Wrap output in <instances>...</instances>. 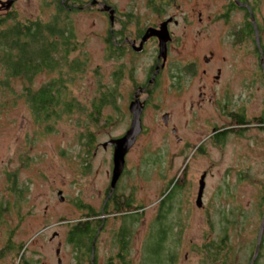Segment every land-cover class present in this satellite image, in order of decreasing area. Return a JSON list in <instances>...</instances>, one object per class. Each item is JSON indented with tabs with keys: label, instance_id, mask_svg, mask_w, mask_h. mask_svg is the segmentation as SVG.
<instances>
[{
	"label": "rangeland",
	"instance_id": "rangeland-1",
	"mask_svg": "<svg viewBox=\"0 0 264 264\" xmlns=\"http://www.w3.org/2000/svg\"><path fill=\"white\" fill-rule=\"evenodd\" d=\"M58 1L19 0L9 11L12 20L4 28L16 20H48L57 12ZM76 1L87 7L69 17L82 43L79 54L85 53L90 62L84 77L74 85L76 98L89 102L97 92L98 80L113 84V72L119 65L125 64L133 76L124 73L117 90V109L103 112L110 123L103 120L98 129H90L94 143L86 148L80 138L86 133L79 124L83 117L62 119L54 125L55 132L44 134L23 98L29 83L7 78L0 65V264H77L67 235L90 212H94L90 217L94 227L104 220L95 242L96 264H161L165 255L170 258L172 254L174 264H204L200 247L218 242L226 228L229 239L223 251H232L226 260L250 264L264 215V126L256 121L264 119V70L255 41L234 42L233 34L242 26L244 13L240 8L229 13L231 0H156L157 6L149 0H100L115 10L111 27L110 10L88 6L91 0ZM246 1L256 10L264 54V0ZM161 7L164 9L159 10ZM225 12L228 15L222 17ZM168 18L173 21L168 25L172 41L166 62H158V45L153 40H148L144 52L134 53V37ZM109 29L122 30L123 40L129 42L124 43L121 56L108 59L104 39ZM210 53L213 61L206 65ZM157 63L158 67L164 63V72L141 116L145 129L126 154L125 169L115 186L117 199H129L132 206L117 213L114 202L107 198L114 167L113 147L108 143L130 129L128 106L135 101L133 87H141ZM188 64L194 65L196 74L187 70ZM218 67L221 79L214 83L212 76ZM203 69L208 70L205 76ZM52 78L41 73L30 85L37 89ZM144 97L139 94L141 100ZM195 103L200 107H194L198 113L192 114L190 104ZM165 112L170 113L167 122L177 127V136L163 127ZM234 113H243L249 123L242 134L230 131L219 142L210 137L213 129L235 128ZM198 144L200 149L195 148ZM203 173L207 174L204 205L198 209L196 196ZM174 181L173 203L165 200L171 211L165 214L168 242L163 256L155 242L163 234L156 219L159 200ZM103 206L107 207L105 215ZM127 211L139 217L123 218ZM223 217L229 222L223 223ZM124 221H132V225L123 227L131 229V238L122 254L118 236ZM22 244L25 249L20 252ZM259 250L257 264H264V244Z\"/></svg>",
	"mask_w": 264,
	"mask_h": 264
},
{
	"label": "trees",
	"instance_id": "trees-1",
	"mask_svg": "<svg viewBox=\"0 0 264 264\" xmlns=\"http://www.w3.org/2000/svg\"><path fill=\"white\" fill-rule=\"evenodd\" d=\"M239 1L249 5L254 15L256 10L253 3H248L247 1L244 2V0ZM149 2L152 6H157L156 0H149ZM230 3L231 4L228 8V11H230L229 13L240 8L245 16L242 26L238 28L235 34H233L234 42L244 43L246 40L255 41L256 31L255 28H253L251 15H249L248 10L238 6L233 0H231ZM255 4H258V2L255 1ZM55 5L57 12L54 16L50 17V19L47 20L42 17L35 21H26L25 23H19L16 20V22L13 23L12 26H8L7 29L4 28V25H6L8 21L12 20L11 15L9 14L7 19L0 17V65H2L4 73H7V78H21L23 81L29 83V87H24L25 93L23 94V98L29 106L28 109L31 115L34 117L33 122L39 127V129H42L44 134L55 132L54 125L62 119L72 118L74 115L83 117V120L79 121V124L85 127L86 133H82L80 138H83L84 140V144L82 143L83 147L87 148L91 147L94 143L93 133L90 129H98L99 122L103 120L105 123H110L109 118L104 117V110L110 107L117 109V90L119 89V84L124 76V73L130 74L131 77L133 75L131 70L127 68L125 64L119 65L113 72V84H110V86L104 85L100 82V80H98L97 92L89 98V102L86 101L84 103L78 100L74 95V85L76 81L84 77V73H86L87 66L90 62L87 60V56H85L84 52V54H79L82 43L78 41L79 39L75 35V26L71 22L69 16L70 14L81 10L76 9V6H87L76 0H60L57 4L55 3ZM163 9L164 7L159 8V10ZM157 10L158 9H156L155 12H157ZM226 15H228L227 12H225L222 17H225ZM121 32L122 30L115 32L112 29H109L108 35L106 36V39H104L105 48H107L106 57L108 59L110 56L119 57L122 52H125L126 48L124 47L123 34ZM255 44L257 45L256 41ZM260 50L263 54L261 46ZM256 51L261 57L262 54L257 46ZM155 67L156 66L151 68V72L154 71ZM45 72L52 75L53 78L46 81L45 84L37 89L32 87L30 83L35 76ZM95 72L96 74H99L97 71ZM99 77L101 78L100 74ZM231 116L234 121L233 125L235 128L230 127L229 129L222 131H219L218 128H216L215 136H213V138L218 142L222 141L221 139L226 138L230 131L242 134L243 130L247 128L246 126L249 124L246 120H244L243 113H234ZM256 121L259 123V126H264L263 118L256 119ZM170 185L173 186L171 191L167 192V194H165L166 192L162 194L165 196H162L163 198L160 201L161 206L158 212L159 217L156 219L158 225L157 228L160 227L159 231L163 234L159 237V242H155L158 244L157 246L163 256L165 245L168 242V238L166 239L168 230L165 228V219H167L165 214H169V210H167L164 206V198L168 197L172 199L174 197L176 193V181L171 182ZM115 188L113 191L110 187L108 188L107 198L108 202H114L115 204L113 211L120 213L123 208L128 209L131 207L132 203L129 199L123 200L122 197L117 199L118 197L116 196ZM106 206L105 208H107ZM93 214L94 212H90V214L85 217V220L77 222L73 227H71L69 235H67V243L73 246L74 256L78 261L77 264H96L97 259L95 258L97 257H94L93 253L96 252L95 242L100 231V225L99 227H97L98 224L95 227L94 225H91L90 221L92 218L90 217ZM131 215L133 216V219H137L139 217L137 213H132V211L124 212L122 216H125L123 218L126 219L129 216L131 217ZM134 215H137L138 217L135 218ZM222 221L223 223L229 222V220L225 217L222 218ZM129 223L131 226L132 221L123 222L121 228L122 233L118 236V251H121L122 254L125 253L130 245L129 240L131 238V229L123 228ZM226 226L227 225H224V227ZM227 230V228L223 230L218 242L211 241L210 243L203 244V246L200 247V249L202 248V251L200 252L205 253L204 264L207 261L208 264H230V262L226 260L227 257L225 256L228 253L231 254L232 251H229V249L226 253L223 251L229 239L226 237ZM262 237L263 240L260 243L261 248L264 244V232ZM19 246V251H24L25 247H23V244ZM255 246L256 242L254 243V250ZM7 247H9L12 251L15 250V247H12L11 245H8ZM91 256L94 257V260H92ZM171 256L169 258L165 255V258L163 257V261L160 263L165 264V262L169 260L167 263L174 264ZM259 256L260 253L258 257ZM258 257L253 264H257Z\"/></svg>",
	"mask_w": 264,
	"mask_h": 264
},
{
	"label": "water",
	"instance_id": "water-1",
	"mask_svg": "<svg viewBox=\"0 0 264 264\" xmlns=\"http://www.w3.org/2000/svg\"><path fill=\"white\" fill-rule=\"evenodd\" d=\"M234 3H236L237 5H239L242 8H246L249 12V15H251V22L253 24V28H255V41L257 43V48L259 49L260 53L262 54L261 50H260V46H261V41H259V37H258V33L259 30L258 28H256V23H255V16L253 15L252 10L250 9L251 7L247 4L241 3L239 0H233ZM95 3H97L96 0H93L90 2V5H94ZM103 8H105L106 10H110V21L112 22L111 27L114 25V21H113V16H114V12L115 10L113 8H110L109 5H103ZM171 19H169L168 21L164 22L161 24L160 29L159 30H153V29H148L146 32V35L142 38V42H144L147 37L149 36H161L158 37V41H159V45H160V50H159V55L158 58L159 59H163L164 62H166L167 58H166V49H167V45L166 43L170 40V34L169 32H167V24L170 22ZM141 42V44H142ZM263 54L262 57L260 59V65L261 67H263ZM164 66V63H162V65L160 66L161 68ZM264 69V67H263ZM158 70V68H157ZM135 101L130 103L128 106V110L129 112L132 114L131 116V122H130V129L126 130L125 134L121 137H119L118 139H113V141L109 142L108 145H111L113 147V152L114 155L112 157V165L114 166L112 169V174H111V182L109 187L111 188V190L113 191L117 181H119L120 176L123 172V170L125 169V156L126 154L129 152L130 148L133 146V144L137 141V137L138 134L141 132L142 130V124H141V119L140 116L142 115V107L140 104V99L138 98V96H135ZM163 121L167 124V115L164 114L163 116ZM206 177V174L203 175L201 177V179H199V192L197 194V207H200L203 204V200H201L202 198V194L205 190V183H204V179ZM59 193V200L63 201V196L61 192ZM263 232H264V215L262 216L261 222H260V229H258V234H257V242H256V246H255V254L253 255L252 259L250 260V264H253V262L256 260V258L258 257L260 250V243L263 240ZM59 253V250H56V254ZM94 254V253H93ZM92 257V260H94V257Z\"/></svg>",
	"mask_w": 264,
	"mask_h": 264
},
{
	"label": "flooded vegetation",
	"instance_id": "flooded-vegetation-1",
	"mask_svg": "<svg viewBox=\"0 0 264 264\" xmlns=\"http://www.w3.org/2000/svg\"><path fill=\"white\" fill-rule=\"evenodd\" d=\"M17 1H19V0H0V13H2L3 14V16L1 17V18H7V16H9V11H11V9L14 7V5H15V3L17 2ZM91 1H93V0H91ZM90 1V2H91ZM97 1V0H96ZM159 1V0H158ZM162 3H163V1H162ZM88 5H90V3H88ZM99 5H101L102 7H103V5H108V4H106L105 2H103V1H97V3H95L94 5H91V7H94V6H99ZM85 6H87V5H85ZM239 6V5H238ZM69 8V7H68ZM76 9H85L86 7H83V6H76L75 7ZM72 9V8H71ZM103 9H105V8H103ZM103 9H101V11H103V12H105L106 14L108 13V11L106 12V11H104ZM109 16V15H108ZM169 19H171L170 20V22L167 24V32H169V30H168V25L170 24V23H172V21H173V19L172 18H168V19H166V20H164L162 23H164V22H166V21H168ZM175 21V20H174ZM176 23H177V21H175ZM162 23H160V25L158 26V27H149L148 26V28L143 32L144 34L143 35H141L140 37H134V39L132 40V46H133V52L135 53H138V54H141L142 52H144L145 50H146V44H147V42H148V40H153L154 42H156L157 43V45H158V50H157V54L159 55V50H160V45H159V41H158V37H160V36H149V37H147V39L144 41V42H142V38L146 35V32H147V30L148 29H153V30H159L160 29V26H161V24ZM169 34H170V40L166 43V45H167V49H169V46H168V43H170L171 41H172V34H171V32H169ZM124 41V43L126 42H129L128 40H123ZM138 42V43H137ZM141 42H142V44H141ZM136 43H137V45H136ZM167 49H166V54H167ZM158 55H157V58H158ZM210 56L211 57H206L205 58V61H204V63H206V65H210L211 64V62L213 61V59H212V53H210ZM262 57V56H261ZM162 59H159L158 58V62L160 63V61H161ZM259 61H260V59H259ZM159 63H157V65H155L156 67H155V69H154V71L152 72V74H150L149 75V77L147 76V77H145V79H144V83L142 84V86L140 87L139 85H137V88H135V86L133 87V90H134V94H133V99L135 98V96H138V98H139V94H141V95H144L145 97V99H140V104H141V107H142V115H143V113H144V110H145V108H146V105L148 104V103H150V93L153 91V89H154V87H157L158 85H157V83H158V81H159V78L163 75V70H162V68L161 67H158L159 66ZM157 68H158V70H157ZM190 68H193V71L190 69ZM190 70V72L192 73V72H194L195 74H196V70L194 69V65L193 64H188L187 65V70ZM217 69V73L216 74H214L213 76H212V80H213V82L215 83H220V79H221V74H222V69L221 68H216ZM193 73V74H194ZM206 74H208V70L207 69H203V75L205 76ZM137 89V90H136ZM200 96H202V94L200 95ZM135 100V99H134ZM134 102V101H133ZM200 104L199 103H195V106H194V104H190V109L192 110V114H197L198 113V109H194V107H197V108H199L200 106H199ZM196 110V111H195ZM165 114L167 115V117L169 116V112H165ZM141 115V116H142ZM141 116H140V119H141V124H142V118H141ZM196 118V117H195ZM197 119H199V117L197 118ZM259 119V118H258ZM245 120V119H244ZM246 122H247V120H246ZM248 123V122H247ZM163 127L166 129V131L169 133V132H171L172 134H174V136H177L176 135V126H172L171 125V123H168L167 122V124L165 123V122H163ZM230 128V127H229ZM229 128H227V129H229ZM144 129H145V126L142 124V130H141V132L138 134V137H137V141H138V139H139V135H142V133H143V131H144ZM170 130V131H169ZM219 131H222V130H220V129H218ZM225 130V129H224ZM215 132H216V129H213V135H211L210 137H213V136H215ZM136 141V142H137ZM135 142V143H136ZM191 143V142H190ZM188 144V143H187ZM187 144L185 145V146H187ZM191 146V145H190ZM187 147H189V146H187ZM184 148H186V147H184ZM195 148H197V149H200V144H198L197 146H195ZM206 173H203V175H205ZM202 175V176H203ZM206 176H207V174H206ZM206 178V177H205ZM204 183H205V179H204ZM199 187V186H198ZM205 187V186H204ZM168 188V187H167ZM171 187H169L168 189H167V191H166V193L165 194H167V192H170L171 191ZM199 189H200V187H199ZM205 189H206V187H205ZM198 192H199V190H198ZM198 192H197V194H198ZM204 192H205V190H204ZM203 192V193H204ZM163 196V195H162ZM161 196V198H160V200H159V204L161 203L160 201L162 200V198L165 196H163L162 197ZM168 198V197H167ZM166 197L164 198V202H165V200L167 199ZM174 198V197H173ZM172 198V199H173ZM196 198H197V196H196ZM172 199L171 198H169V201H170V203H173V201H172ZM203 199V194H202V198H201V200ZM169 203L168 202H165V205L167 206ZM104 205H106L105 203H104ZM196 205H197V200H196ZM203 205H204V200H203V204L200 206V207H197L198 209H201V208H203ZM160 206H161V204L158 206V208H160ZM104 208H105V206H103V208L101 209V213H103V215H105L104 213ZM167 210H169V212L171 211V208H169L168 206H167ZM104 221V220H103ZM103 221H101V224H100V231H99V234L97 235V237L101 234V230H102V223H103ZM53 240V239H52ZM60 245V244H59ZM57 250H59V249H57ZM58 255V254H57ZM60 262H61V260H60ZM59 262V263H60Z\"/></svg>",
	"mask_w": 264,
	"mask_h": 264
},
{
	"label": "bare ground",
	"instance_id": "bare-ground-1",
	"mask_svg": "<svg viewBox=\"0 0 264 264\" xmlns=\"http://www.w3.org/2000/svg\"><path fill=\"white\" fill-rule=\"evenodd\" d=\"M161 36H162V35H160V39H161Z\"/></svg>",
	"mask_w": 264,
	"mask_h": 264
}]
</instances>
